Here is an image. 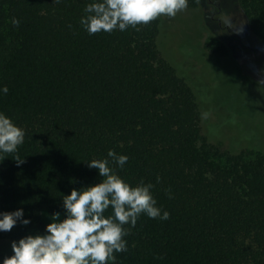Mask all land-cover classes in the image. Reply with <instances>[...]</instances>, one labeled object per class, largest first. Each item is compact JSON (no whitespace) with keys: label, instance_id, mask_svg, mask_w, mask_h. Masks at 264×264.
<instances>
[{"label":"trees","instance_id":"1","mask_svg":"<svg viewBox=\"0 0 264 264\" xmlns=\"http://www.w3.org/2000/svg\"><path fill=\"white\" fill-rule=\"evenodd\" d=\"M238 1L264 45V0ZM93 2L0 0V86L9 90L0 93V112L25 131L17 153L0 162V211L22 208L30 220L0 231V240L43 234L42 210L63 218L62 195L102 179L87 162L108 159L131 186L152 184L156 206L170 214L142 213L135 227L124 225L127 251L114 253V264H264V129L227 128L230 117L242 119L229 113L214 125L225 146L201 130L196 80L206 74L195 65L204 62L187 51L216 50L198 36L182 44L169 37L177 15L89 34L80 18ZM240 128V140L255 144L241 147L226 134ZM110 149L128 157L123 168Z\"/></svg>","mask_w":264,"mask_h":264},{"label":"clouds","instance_id":"2","mask_svg":"<svg viewBox=\"0 0 264 264\" xmlns=\"http://www.w3.org/2000/svg\"><path fill=\"white\" fill-rule=\"evenodd\" d=\"M187 3L188 0H97L85 7L80 24L89 34L124 31L161 15L174 17ZM11 23L19 26L20 21L12 18ZM225 26L237 32L243 30L242 25L233 26L231 20H226ZM8 91L7 86H0V93L6 95ZM24 139L25 131L0 112V162L7 157L5 154L17 153ZM107 155L120 168L128 161L126 155L111 149ZM13 160L18 166L24 163L18 154ZM87 166L96 169L102 179L62 195L63 218L61 213H53L43 234H28L12 241V255L0 260V264H114V253L127 251L124 237L129 232L124 225L135 227L142 213L149 218H169V212L156 206L152 184L141 181L131 186L109 167L108 159H92ZM109 207L113 211L106 217ZM17 222L30 223L22 208L0 211V231H10Z\"/></svg>","mask_w":264,"mask_h":264},{"label":"rangeland","instance_id":"3","mask_svg":"<svg viewBox=\"0 0 264 264\" xmlns=\"http://www.w3.org/2000/svg\"><path fill=\"white\" fill-rule=\"evenodd\" d=\"M221 7L222 12L218 16L221 17L222 22L231 20L233 26L240 27L242 25L245 31L246 18L239 1L222 0ZM212 9L208 0H198L195 7H186L178 11L175 28L171 25L174 29L168 36L171 38L181 36L183 39L181 44L185 40L190 42L193 35L198 36L197 40L201 45L206 44L209 49L216 50V55L212 53L203 54L202 50L190 46L187 53L196 54L197 56L194 58L198 62H204L202 66L195 65L197 73L200 72L203 77V74H206L203 83L193 79L203 90L201 93L203 102L200 101L202 104L200 114L202 133L208 140L225 146L228 143L227 135H221L220 127L219 130H216L217 127L214 125L220 124L229 113H232L233 116L234 114L237 117L241 116L242 119L236 120V118L230 117L227 121L230 122L227 124V128H231L232 123L239 122L238 125L244 126L245 131L251 128L246 135L255 134L254 127L258 130L264 129V77L256 74L254 64L241 56V53L238 52L239 48L235 44L232 45L229 38L226 39V42L222 41L223 32L216 29V20L210 18ZM170 23H174V21ZM175 30L177 37L174 35ZM230 30L235 31L232 28ZM164 38L168 41L165 36ZM177 46L178 43L175 41L174 52L179 56L180 48ZM184 46L187 48V45L184 44ZM240 130L242 129L240 128L236 132L227 130L226 134L235 140H239L241 147L247 144H255L256 141L240 140L243 134ZM260 141H264V138H261ZM41 215L46 224L51 222V215L45 210H42ZM11 242L12 240L9 239L0 240V260L12 255Z\"/></svg>","mask_w":264,"mask_h":264},{"label":"flooded vegetation","instance_id":"4","mask_svg":"<svg viewBox=\"0 0 264 264\" xmlns=\"http://www.w3.org/2000/svg\"><path fill=\"white\" fill-rule=\"evenodd\" d=\"M221 2L220 0H208L209 5L213 8L210 18L216 20V29L221 30L224 34L222 41L226 42V39L229 38L230 43L239 48L238 52L241 53V56L254 64L256 74L264 77V45L253 33L247 20L245 31L235 32L226 27L221 17L218 16L222 12Z\"/></svg>","mask_w":264,"mask_h":264}]
</instances>
